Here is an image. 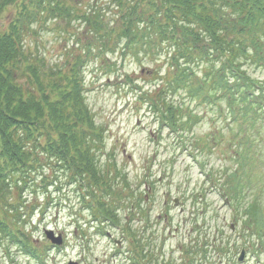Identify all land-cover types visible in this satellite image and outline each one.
<instances>
[{"label": "rangeland", "instance_id": "1", "mask_svg": "<svg viewBox=\"0 0 264 264\" xmlns=\"http://www.w3.org/2000/svg\"><path fill=\"white\" fill-rule=\"evenodd\" d=\"M106 2L70 1L84 11L96 3L111 18ZM20 8L9 4L0 13V30L9 26ZM29 27L23 38L25 49L31 56L41 55L49 65L64 63L65 67L85 52V24L74 15L65 20L45 16ZM93 53L82 57L79 70L85 100L95 122L103 127L100 165L110 176L115 175L117 190H135L145 197L149 226L145 228L140 216L131 222L138 238H143L146 255L153 254V259H142L144 253H137L141 242L135 243L121 226L92 222L87 203L68 174L56 164L42 162L25 177L24 184L17 185L25 201L22 211L29 213L30 205H35L32 221L26 225L33 237L39 243H50L44 233L50 229L63 239L58 248L47 252V264H67L69 260L134 264L136 258L139 264H208L207 259L201 261L204 243L215 245L219 240L229 243L231 255L221 254L218 264H231V258L234 264H264V246L256 243L255 252L250 244L255 243L257 233L243 223L241 214L245 205L257 198L264 219V120L254 124L248 118L233 121L225 98L215 106L198 103L200 99L182 88L164 92L161 98L183 106L178 113L181 121H187L188 110L199 118L190 130L184 127L183 134L173 132L166 122L162 124L160 110L152 108L149 100L159 84L165 85L162 78H170L165 44L133 49L123 56L110 53L106 63ZM194 68L196 78L202 76L203 71ZM248 70L258 78L264 75L258 67L249 66ZM236 152H242L247 160L243 171L237 170L245 178L243 192L237 191L240 204L226 198L233 192L228 176L239 167ZM18 193L17 187L11 191L12 201L18 199ZM246 240L249 248H244L243 258L238 260ZM18 249L1 242L0 264H38ZM129 255L135 259L129 260ZM215 258L213 250L212 260Z\"/></svg>", "mask_w": 264, "mask_h": 264}, {"label": "trees", "instance_id": "2", "mask_svg": "<svg viewBox=\"0 0 264 264\" xmlns=\"http://www.w3.org/2000/svg\"><path fill=\"white\" fill-rule=\"evenodd\" d=\"M70 1L0 0V13L9 4L21 7L9 26L0 30V243L15 244L46 264L48 243H39L26 226L35 205H30L29 213L22 211L25 201L17 185L24 184L25 177L43 162L56 164L78 186L92 222L121 226L135 243L140 241L137 253H144L145 260V243L131 222L140 216L145 228L149 226L145 197L135 190H117L115 175L101 168L103 127L95 122L85 100L79 63L92 52L106 63L110 53L123 56L133 49L165 44L170 78H162L165 85L159 84L149 99L151 107L160 110L162 123L183 134L184 127L190 130L199 118L185 106L188 118L181 121L178 113L183 106L161 98L164 92L183 88L200 99L198 103L215 106L225 98L233 121L248 118L254 124L264 119V78L250 74L248 67L264 70V0H107L111 18L96 3L84 11ZM73 15L85 24L86 37L85 52L75 56L73 63L49 65L41 55L31 56L25 49L23 38L32 22L45 16L65 20ZM194 67L203 71L202 76L196 78ZM236 153L239 167L228 176L233 192L226 197L234 202L239 201L237 191L243 192L245 179L237 170L243 171L247 162L242 152ZM16 187L18 199L12 201L11 191ZM241 214L264 246L258 199L247 203ZM229 246L220 240L215 245L205 242L201 261L221 263V254L231 255Z\"/></svg>", "mask_w": 264, "mask_h": 264}, {"label": "water", "instance_id": "3", "mask_svg": "<svg viewBox=\"0 0 264 264\" xmlns=\"http://www.w3.org/2000/svg\"><path fill=\"white\" fill-rule=\"evenodd\" d=\"M46 236L55 244H61V242H62L61 235L59 234L57 236H54V234L51 230L46 231ZM241 257H242V255H241ZM68 264H77V263L74 261H70Z\"/></svg>", "mask_w": 264, "mask_h": 264}]
</instances>
